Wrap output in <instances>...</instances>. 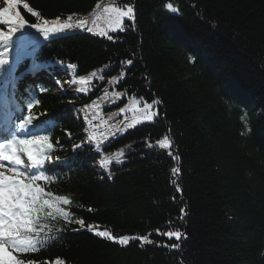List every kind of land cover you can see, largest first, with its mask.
<instances>
[{
	"label": "trees",
	"instance_id": "obj_1",
	"mask_svg": "<svg viewBox=\"0 0 264 264\" xmlns=\"http://www.w3.org/2000/svg\"><path fill=\"white\" fill-rule=\"evenodd\" d=\"M105 1L131 6L134 19L106 35H49L21 54L28 29L77 24ZM105 1L18 0L24 27L0 40V94L19 102V123L35 118L25 131L52 144L37 183L69 201L60 204L67 218L41 213L52 236L44 246L13 255L25 264H264V0ZM68 67L75 94L59 91ZM96 70L155 115L94 146L78 107L103 86L78 77Z\"/></svg>",
	"mask_w": 264,
	"mask_h": 264
},
{
	"label": "snow or ice",
	"instance_id": "obj_2",
	"mask_svg": "<svg viewBox=\"0 0 264 264\" xmlns=\"http://www.w3.org/2000/svg\"><path fill=\"white\" fill-rule=\"evenodd\" d=\"M18 0H7V6L0 8V22L5 25H12L7 32L0 31V40L8 41L18 31L17 25L20 28L24 27V20L21 18L19 12H12L16 7ZM27 7V5H25ZM166 8L172 12L176 9L172 4H167ZM104 12L107 14V24L112 31L122 29L123 21L125 18L130 20L134 19V10L131 6L126 10L118 7H106ZM85 21H78L76 27H81ZM37 27V25H32ZM71 24H64L61 28H72ZM45 36L48 35L47 29H39ZM91 32L92 29L88 28ZM101 35L105 33L101 31ZM111 38V37H110ZM3 53H0V65L7 63L3 59ZM133 61L129 60L128 64L131 65ZM83 79V78H82ZM39 103V101H36ZM32 107L31 104L28 105ZM151 105H145L143 119L151 121L155 113H149L147 110ZM34 117L26 116L18 125L21 134L24 136H31V138L20 139L16 135V125L11 132L12 139L4 143H0V168L4 167L3 161H7L11 165V173L6 174L5 171H0V264H25V261L18 259L13 252L28 253L37 251L40 247L44 246L52 236L48 233L42 232L40 220L44 216H62L67 218L68 213L60 207V204H68L69 201L66 197L56 196L45 192L44 188L40 187L37 181L44 176L42 165L44 164V153L52 148V144L48 143V137L43 135H32L31 131H25L28 125L32 124ZM140 121L137 120L136 123ZM49 125L54 127L53 121H46ZM250 131V129H249ZM161 147H167L170 142H160ZM26 154L30 167H25L21 170L22 160L21 156ZM36 169L40 172L39 175L31 174V169ZM47 197V198H45ZM45 209L51 211L45 212ZM83 223V222H81ZM98 236H108L109 239L118 241L120 244L127 243L126 236H114L110 233L97 232ZM169 238L175 237L177 240L181 239L182 233L180 231H169L163 233ZM186 238V237H185ZM148 243L147 237L143 238ZM173 247H179L174 245ZM11 249V251H9ZM27 264H34L33 261H28ZM59 264V262H58Z\"/></svg>",
	"mask_w": 264,
	"mask_h": 264
},
{
	"label": "rangeland",
	"instance_id": "obj_3",
	"mask_svg": "<svg viewBox=\"0 0 264 264\" xmlns=\"http://www.w3.org/2000/svg\"><path fill=\"white\" fill-rule=\"evenodd\" d=\"M105 1V0H104ZM7 6V0H0V8ZM106 7H118L111 1H105L98 5V8L95 12H93L88 18H86V23L81 27H76V24L73 25V30H81L86 28L88 31V28H91L92 31L90 33L101 35V31H103L106 35L110 32H114L111 30V28L108 27L107 24V14L104 12V9ZM126 10V8H122ZM12 12H17V8H13ZM128 19V18H125ZM124 19V20H125ZM124 22V21H123ZM63 25H61L62 28ZM59 28V29H61ZM55 29L54 27L47 28L48 35L50 32ZM58 29V30H59ZM57 30V29H56ZM68 30V29H63ZM119 30V29H118ZM61 31V30H60ZM117 31V30H116ZM24 35L31 37V39L27 38L23 41L21 45V54L23 56H28L32 54L35 47L40 45L42 43V40L44 37V33L42 31H39L36 28L28 29L24 33ZM68 71V78L64 75L60 74L58 76L60 84L58 85L59 91L68 93V94H75L78 92V81L74 78V72L71 68H67ZM32 72V71H30ZM101 72L92 71L88 74H84L83 76H79L78 79L81 81L80 83H87V85L90 83V85H102V83H107L104 79L106 76H102ZM33 76V75H32ZM83 78V79H82ZM97 80L98 82H94ZM94 82L93 84H91ZM113 81H110L108 85L103 86L102 94L97 96L93 101L89 102L86 106H79L78 111L82 117L83 124H84V132L87 135V138L89 142L92 145H96L97 142H104L107 140L109 136L114 132V129H118V131L123 132L128 128H131L139 123H142L145 121L143 119L144 109H145V103H143L138 98H128V100L124 101V94L121 93L118 89H116L115 85H111ZM55 93L58 92V90H54ZM1 104L9 105L10 101H8L5 98V95H2L0 97ZM77 97L76 99H78ZM149 112V109L147 110ZM139 120V123H136V121ZM12 137L9 139L11 140ZM21 159H23L21 170L23 171L25 167H30V161H28L26 154L21 156ZM4 167L0 168V171H5L6 174H12L11 173V166L5 164V161H3ZM96 168L100 167V163L96 162L94 165Z\"/></svg>",
	"mask_w": 264,
	"mask_h": 264
},
{
	"label": "clouds",
	"instance_id": "obj_4",
	"mask_svg": "<svg viewBox=\"0 0 264 264\" xmlns=\"http://www.w3.org/2000/svg\"><path fill=\"white\" fill-rule=\"evenodd\" d=\"M261 255H264V251L261 252Z\"/></svg>",
	"mask_w": 264,
	"mask_h": 264
}]
</instances>
